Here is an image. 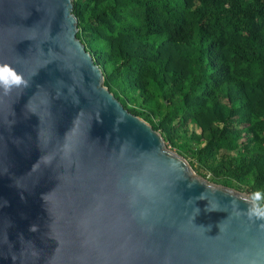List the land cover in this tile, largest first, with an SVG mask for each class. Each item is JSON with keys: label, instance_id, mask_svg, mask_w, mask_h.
I'll return each instance as SVG.
<instances>
[{"label": "water", "instance_id": "water-1", "mask_svg": "<svg viewBox=\"0 0 264 264\" xmlns=\"http://www.w3.org/2000/svg\"><path fill=\"white\" fill-rule=\"evenodd\" d=\"M74 0H0V264H264L251 196L104 86Z\"/></svg>", "mask_w": 264, "mask_h": 264}, {"label": "trees", "instance_id": "trees-1", "mask_svg": "<svg viewBox=\"0 0 264 264\" xmlns=\"http://www.w3.org/2000/svg\"><path fill=\"white\" fill-rule=\"evenodd\" d=\"M74 14L129 112L196 173L264 195V0H74Z\"/></svg>", "mask_w": 264, "mask_h": 264}, {"label": "clouds", "instance_id": "clouds-1", "mask_svg": "<svg viewBox=\"0 0 264 264\" xmlns=\"http://www.w3.org/2000/svg\"><path fill=\"white\" fill-rule=\"evenodd\" d=\"M22 86H28V80L24 78V75L18 72L13 66L0 63V90L4 94H9L13 89ZM248 215L250 218L264 219V195L260 192L253 194ZM261 227L264 228V225H261Z\"/></svg>", "mask_w": 264, "mask_h": 264}, {"label": "rangeland", "instance_id": "rangeland-1", "mask_svg": "<svg viewBox=\"0 0 264 264\" xmlns=\"http://www.w3.org/2000/svg\"><path fill=\"white\" fill-rule=\"evenodd\" d=\"M184 124H186L187 126H189V129H191V130H193L196 127L195 122L194 121H191V120H184ZM240 142H241V138H239L238 136H236V137H234V139L232 140V142L224 145L222 147V149L225 150V151H227L229 153V155L236 156L238 154ZM168 148H170L171 150H174L171 146H168ZM212 182H214V181H212ZM232 188H234V187H232Z\"/></svg>", "mask_w": 264, "mask_h": 264}]
</instances>
